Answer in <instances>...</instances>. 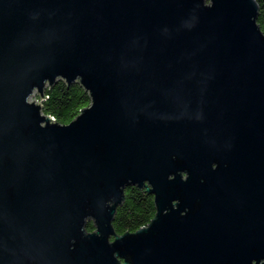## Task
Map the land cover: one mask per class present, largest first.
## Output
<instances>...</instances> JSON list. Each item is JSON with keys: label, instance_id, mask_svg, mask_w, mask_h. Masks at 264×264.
Here are the masks:
<instances>
[{"label": "water", "instance_id": "obj_1", "mask_svg": "<svg viewBox=\"0 0 264 264\" xmlns=\"http://www.w3.org/2000/svg\"><path fill=\"white\" fill-rule=\"evenodd\" d=\"M258 9L0 0V264H264ZM59 79L90 97L67 125L29 103ZM131 186L155 215L117 235Z\"/></svg>", "mask_w": 264, "mask_h": 264}, {"label": "trees", "instance_id": "obj_2", "mask_svg": "<svg viewBox=\"0 0 264 264\" xmlns=\"http://www.w3.org/2000/svg\"><path fill=\"white\" fill-rule=\"evenodd\" d=\"M255 1L259 8L256 23L264 35V0ZM43 92L45 97L41 102L42 112L52 117L59 125L69 124L90 104L88 93L77 82L67 84L65 80L59 79L46 87ZM154 215L153 196L145 192L143 188L127 187L124 190L123 200L116 209L112 227L117 235L134 233L146 227ZM93 230L92 222H88L86 231Z\"/></svg>", "mask_w": 264, "mask_h": 264}, {"label": "rangeland", "instance_id": "obj_3", "mask_svg": "<svg viewBox=\"0 0 264 264\" xmlns=\"http://www.w3.org/2000/svg\"><path fill=\"white\" fill-rule=\"evenodd\" d=\"M46 87H48L47 85L45 86V88L44 89H46ZM44 93V92H43ZM40 97H41V95L36 91V92H33V94L31 95V98H29V103H32L33 101V104H39L40 103ZM44 94H43V97H41V100L43 99L44 100ZM94 226V225H93ZM94 230H95V228H94ZM93 230V231H94ZM92 231V232H93Z\"/></svg>", "mask_w": 264, "mask_h": 264}, {"label": "built area", "instance_id": "obj_4", "mask_svg": "<svg viewBox=\"0 0 264 264\" xmlns=\"http://www.w3.org/2000/svg\"><path fill=\"white\" fill-rule=\"evenodd\" d=\"M43 101V99L41 100V97H40V103L38 104V106H41L42 107V105H41V102ZM37 105V104H36ZM50 117V116H49ZM52 120H53V122H55L54 121V119L52 118V117H50Z\"/></svg>", "mask_w": 264, "mask_h": 264}, {"label": "flooded vegetation", "instance_id": "obj_5", "mask_svg": "<svg viewBox=\"0 0 264 264\" xmlns=\"http://www.w3.org/2000/svg\"><path fill=\"white\" fill-rule=\"evenodd\" d=\"M93 224V223H92ZM89 233H91V232H89Z\"/></svg>", "mask_w": 264, "mask_h": 264}, {"label": "bare ground", "instance_id": "obj_6", "mask_svg": "<svg viewBox=\"0 0 264 264\" xmlns=\"http://www.w3.org/2000/svg\"><path fill=\"white\" fill-rule=\"evenodd\" d=\"M31 98V97H30Z\"/></svg>", "mask_w": 264, "mask_h": 264}]
</instances>
